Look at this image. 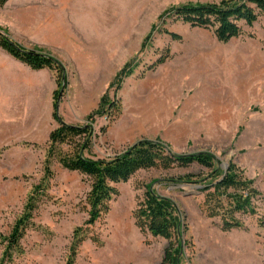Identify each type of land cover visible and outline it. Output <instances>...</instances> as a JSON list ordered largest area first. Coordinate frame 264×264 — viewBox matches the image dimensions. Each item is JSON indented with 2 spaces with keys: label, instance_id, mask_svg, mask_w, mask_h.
<instances>
[{
  "label": "rangeland",
  "instance_id": "1",
  "mask_svg": "<svg viewBox=\"0 0 264 264\" xmlns=\"http://www.w3.org/2000/svg\"><path fill=\"white\" fill-rule=\"evenodd\" d=\"M220 1L15 0L0 10V27L9 26L16 33L32 21L31 29L46 27L53 32L54 41L46 50L62 63L66 79L65 87H58L52 71L57 84L53 99L56 93L65 123L92 125L86 157L109 159L140 140H160L178 154L210 153L219 171L235 164L264 196V20L243 26L240 37L222 43L212 30L194 27L169 12L182 5ZM173 34L180 39H173ZM16 41L27 47L33 43L28 38ZM123 68L130 73L118 82ZM104 95L118 102L116 119L95 115L89 123L88 116L99 109ZM4 107L0 260L6 246L3 237L10 234L45 176L49 139L47 130L34 136L28 117L10 112L13 105ZM49 127L55 129L58 123L54 120ZM50 168L47 195L21 241L23 253L8 264H67L74 231L88 219L90 181L57 161ZM209 173L198 166L137 172L117 186L119 195L110 201L109 212L90 227L74 264L161 262L169 241L143 235L136 227L138 198L152 182ZM192 185L201 187L153 184L178 212L180 264H264V201H255V215H238L244 228L226 232L219 218L204 214V194ZM190 191L191 196L184 195Z\"/></svg>",
  "mask_w": 264,
  "mask_h": 264
},
{
  "label": "trees",
  "instance_id": "2",
  "mask_svg": "<svg viewBox=\"0 0 264 264\" xmlns=\"http://www.w3.org/2000/svg\"><path fill=\"white\" fill-rule=\"evenodd\" d=\"M8 1L0 0V10ZM169 12L194 27L212 30L219 42L228 43L243 34V26L252 27L260 20H264V0H222L218 3L188 4L172 8ZM172 38L180 39L174 34ZM0 49L32 70L55 71L58 87H62L64 80L66 81L65 69L57 58L40 48L29 49L22 46L3 28H0ZM129 73L123 68L116 79L120 82ZM53 106V118L58 123V127L49 134L44 162L45 176L34 187L10 234L3 237L6 246L0 264H8L15 254L23 253L21 241L26 232L33 227L35 212L47 195L46 180L52 176L50 166L53 161H57L65 170L82 174L90 181V191L86 196L88 219L83 226L74 231L67 264H74L78 248L85 241L90 227L109 212L110 201L119 195L117 186L128 182L141 170L160 168L169 171L175 168L198 166L210 171L207 176L187 174L152 182L145 186L144 194L138 198L133 213L136 227L143 235L169 241L161 262L157 264H180L178 238H180L181 222L173 202L159 195L153 188L154 183L171 186L200 184V191L204 194L201 204L204 214L210 219L219 218L221 229L226 232L244 228L245 225L238 215H255V201L257 199L264 201V196L251 181L243 177L235 164H230L226 170L219 171L215 158L210 153L178 154L160 140H140L121 154L109 159L88 158L84 155V149L89 147L86 140L92 136V125L73 126L65 123L59 115L56 93ZM119 109L118 102L104 95L99 109L90 114L87 120L93 123L95 115H107L114 120ZM63 146H67L68 150H64Z\"/></svg>",
  "mask_w": 264,
  "mask_h": 264
},
{
  "label": "crops",
  "instance_id": "3",
  "mask_svg": "<svg viewBox=\"0 0 264 264\" xmlns=\"http://www.w3.org/2000/svg\"><path fill=\"white\" fill-rule=\"evenodd\" d=\"M9 0L5 5L13 3ZM32 21L25 24L22 30L12 32L9 26L0 27L6 29L10 37L16 41L18 38H28L33 43L31 47H37L48 52V42L54 41L53 32L43 27L41 29H31ZM38 26L40 22H37ZM43 26V25H42ZM41 27V26H40ZM11 34L17 37H12ZM55 39H60L56 36ZM17 42V41H16ZM57 89L54 74L49 69L32 70L30 67L20 63L8 53L0 49V115L5 113V105H13L10 112H15L19 117H28L31 127L36 131L34 136L47 130V135L51 133L53 127H49L54 122V99L53 94Z\"/></svg>",
  "mask_w": 264,
  "mask_h": 264
},
{
  "label": "water",
  "instance_id": "4",
  "mask_svg": "<svg viewBox=\"0 0 264 264\" xmlns=\"http://www.w3.org/2000/svg\"><path fill=\"white\" fill-rule=\"evenodd\" d=\"M64 87H65V84H63L62 89H63ZM59 99H60V97H59ZM190 188H191V189H200L199 186H195V185L190 186ZM192 193H194V192H191V191H190V192L185 193L184 195H185V196H191Z\"/></svg>",
  "mask_w": 264,
  "mask_h": 264
}]
</instances>
